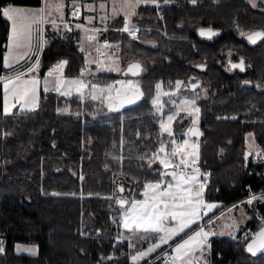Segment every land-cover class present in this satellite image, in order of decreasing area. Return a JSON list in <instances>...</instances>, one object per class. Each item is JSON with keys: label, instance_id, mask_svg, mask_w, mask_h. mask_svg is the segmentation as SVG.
Listing matches in <instances>:
<instances>
[{"label": "trees", "instance_id": "obj_1", "mask_svg": "<svg viewBox=\"0 0 264 264\" xmlns=\"http://www.w3.org/2000/svg\"><path fill=\"white\" fill-rule=\"evenodd\" d=\"M158 2L159 7L137 8L138 15L132 17L140 28L136 40L116 30L121 17L110 22L107 33L109 43L119 46L122 65L141 64L137 80L145 93L142 99L97 117L92 115L98 101L81 102L75 95L65 98L55 93L42 94L31 111L15 110L5 116L0 110V130L11 133L0 135V236L5 248L0 264H132L128 244L117 240L114 218L119 206L108 197L140 199L143 184L157 180L156 170H163L159 163L151 168L147 163L160 141H168L159 134L161 115L151 103L157 82L165 90L190 77L200 83L196 100L200 162L211 170L205 199L222 205L215 211L234 204L249 190H264V160L257 159L255 151L247 162L244 159L248 133L253 134L255 150H264V41L250 44L237 30L264 29L262 1H257V8L248 0ZM1 5L39 7L41 0H0ZM209 27L218 33L211 40L199 35L200 28ZM7 36L8 22L1 17L0 75ZM46 41L40 74L67 60L64 75L79 77L84 59L74 41L51 35ZM241 58L245 71L229 70V62ZM201 64L203 69L196 66ZM120 78L108 71L98 73L94 81L105 84ZM119 185L125 193L117 191ZM254 206L264 217V201ZM261 226L254 225L251 214L244 228L254 233ZM230 239H212L210 264H264V254L253 257L244 250L251 236ZM17 244H35L37 254H17Z\"/></svg>", "mask_w": 264, "mask_h": 264}, {"label": "snow or ice", "instance_id": "obj_2", "mask_svg": "<svg viewBox=\"0 0 264 264\" xmlns=\"http://www.w3.org/2000/svg\"><path fill=\"white\" fill-rule=\"evenodd\" d=\"M113 17L123 14V26L117 31L127 33L129 37L136 40L139 29L132 22V17L138 15L137 8L142 4H152L159 7L158 0H113ZM168 4L170 0H163ZM195 4L196 0H190ZM252 8H257V0H248ZM264 3V0H262ZM82 5L73 0V15L79 16ZM99 7L104 8V3H100ZM63 0H45L44 7L35 10L24 9L14 6H0V14L10 21L9 43L7 45L8 52L4 56V67L11 69L14 64H18L21 59L29 55L25 52L27 47L32 48V38L35 34L38 37V45L40 50H43L47 41L43 37L44 24H51L57 30L61 25L57 23V19L63 21ZM264 10V9H262ZM55 13V14H54ZM108 16L102 17V20L108 19ZM89 21L91 18H88ZM63 28L71 30L68 24L64 23ZM76 28L83 29L87 34L91 31L93 34L86 35L88 41H95L98 38L99 29H87L84 25L77 24ZM239 35L247 39L250 44H256L258 41H264V29L245 31L238 27ZM199 35L211 40L218 35L212 28H200ZM118 45H113L107 40L103 42V49L118 48ZM81 51H84L81 45ZM97 53L101 56H107L112 59L114 53H106L98 48ZM32 57L35 63L27 68V72L18 71L15 77L10 75H0V84L3 86V114L5 116L14 115L12 111L19 106L20 109L34 110L39 105V88L41 85V78L37 75L40 70V58L38 53L32 52ZM231 55V53H229ZM97 64V71H119V67L102 68L103 61H93ZM69 62L67 60H60L52 65L43 77L44 92L55 91L61 96L71 97L73 91L81 100L90 98L92 101L99 100L101 103H106L109 111H120L126 105H131L142 99L145 93L141 90V84L138 80H122L116 81L115 84L122 85L121 88H116L114 84L100 85L98 83L89 81L85 77L89 74V61L87 55L85 56V65L81 68L78 78H68L64 75L65 66ZM114 63V61H113ZM230 63L229 70L239 69L241 72L245 71L246 65L243 58L238 63ZM203 69V64L196 65ZM143 71L139 62L132 63L128 66L124 75L135 77ZM171 83V82H169ZM245 84H250V81H244ZM183 81H175V89L171 93L165 91L161 92L162 83L155 84L156 94L153 96L151 103L156 112L161 113L158 120L159 134H166L169 140L166 142L161 140L156 151L152 152L147 157L148 167L151 168L154 163H159L163 170H156L158 179L155 181L149 180L143 184V190L140 195L143 199H137L131 196H110L108 199L115 200L119 206L118 217L114 218V222L118 223L125 232L130 235H125V232L119 233V240H127L129 248H135L136 242H147L146 249H137L134 254L130 256L132 264H139L141 260L147 258L151 253L156 252L162 245H171L170 241L174 238H180L178 243L171 248V254L165 253V264H210L208 253L211 249L210 238L219 234L224 235L225 230L228 234L236 239L234 232L238 229L239 223L235 217H231V223L224 224L219 233L213 227L216 221L221 217H216L213 220L209 213H213L219 205L214 202H209L205 199V193L208 186L210 173L201 171L199 166L200 160V143L199 137L202 133L195 127L199 122L200 108L196 105L198 96L192 98L183 97L179 104L172 97L181 95V86ZM261 85H257L260 87ZM199 87L198 83H193L191 88L195 90ZM115 91V95H113ZM162 95L168 96L169 100L175 107V111H169L166 117L163 115L165 102L162 101ZM67 111V109H64ZM184 111L187 116L191 118V127L183 133V138L178 140L176 138L173 122L177 119L179 112ZM79 115V113H77ZM218 119H220L218 117ZM236 119V117H231ZM0 135L7 137L11 133L0 130ZM140 133L137 132V136ZM249 137L253 134L248 133ZM193 137L195 139H193ZM123 143V139L121 140ZM254 140L252 145L247 144L249 148L244 154V159L247 162L253 152L255 157L264 160V150L254 149ZM170 145V146H168ZM117 159V157H113ZM144 160L145 156L139 157ZM107 167V166H106ZM170 178V179H168ZM83 179V176H81ZM119 193H125L123 185L117 188ZM131 191V190H129ZM58 195V193H52ZM255 201H264V191L259 195H250L246 201L240 202L238 205H233L228 208V213H232L242 205L251 206ZM209 217L207 223H204V218ZM261 227L254 233H245L244 239L247 240L249 235L250 241L245 245V251L250 253L253 257L258 254H264V217L260 218ZM86 235V233H81ZM100 235L99 230L97 236ZM17 251L29 252L32 255L36 254L35 246L21 247L17 245ZM4 242L0 239V253H4ZM111 260L112 257H105Z\"/></svg>", "mask_w": 264, "mask_h": 264}, {"label": "rangeland", "instance_id": "obj_3", "mask_svg": "<svg viewBox=\"0 0 264 264\" xmlns=\"http://www.w3.org/2000/svg\"><path fill=\"white\" fill-rule=\"evenodd\" d=\"M260 1H262V0H260ZM45 3V2H44ZM142 4H144V3H142ZM263 5H264V3H263ZM43 7V6H42ZM110 13H113V11H111ZM105 26H107V25H105ZM108 28H105L104 30H107V32L105 33L106 35L104 36V37H102V35L104 34V32L103 31H100L97 35H98V38H97V40H98V42H97V46H99L98 48H101L104 52H106V53H114V56L112 57V59H108V57L107 56H101V57H99V55H98V53H97V51L96 50H93L94 49V47H92V45H90V48H88L89 50L90 49H92V50H90V55H88L87 54V57L88 58H90V59H88V61L91 63L92 61H96V59L98 58V60L99 61H103L104 63L101 65V67L102 68H107V67H116V66H118L119 67V71H111V72H114V73H118V74H120L121 75V78L119 79V80H117V81H122V80H128V79H132V80H136V77H133V76H131V74L129 73L128 75H124V72L127 70V68H128V66L130 65V64H128V65H126V66H124V65H122V63H121V61H120V58H119V56H118V54H119V51H118V49L119 48H113V49H111V50H109V49H103V45L101 44L102 43V39H105V38H107L108 39V36H107V33L109 32V25L107 26ZM101 30H103V29H101ZM94 44L95 43H93V46H94ZM112 44V43H111ZM46 45V44H45ZM113 45H116V44H113ZM92 47V48H91ZM96 47V46H95ZM85 61V60H84ZM113 61H114V63H113ZM89 63V64H90ZM84 67V66H83ZM97 69V64L96 65H94V66H89V74L85 77V79H87V80H89V81H92V82H95L94 81V77L98 74V73H100V72H108L107 70H102V71H97L96 70ZM72 78H78V77H72ZM115 82L116 81H114V82H109V83H105V84H102V83H98V82H95V83H98V84H100V85H106V84H114L115 85V87L116 88H121V87H123L122 85H119V84H115ZM164 86H162V89H161V92L163 93V92H165V91H167V92H169V93H171V91L172 90H174L175 89V87H173L172 88V90H170V89H167V90H165L164 88H163ZM181 91V90H180ZM54 93L57 95V96H61V95H59L58 93H56L55 91H54ZM156 94V91H155V93H154V95ZM194 93H190V92H183V91H181V95H179L178 96V99H174V100H176V102H177V104H179V101H180V99H182L183 97H187V98H192V97H194V95H193ZM73 95H75V96H77L76 94H75V91H73ZM72 95V96H73ZM113 95H115V91H113ZM71 96V97H72ZM64 97V96H63ZM71 97H66L65 96V98H71ZM78 97V96H77ZM87 98V97H86ZM162 101L163 102H165L163 99L165 98L166 99V101H167V98H168V96H163L162 95ZM90 99V98H89ZM173 99V98H172ZM100 104H99V106L98 107H96L95 108V110H94V114L92 115L93 117H97V116H99V115H102V114H104V113H106V112H109V109H108V107H107V105H106V103H101L99 100H97ZM171 102V101H170ZM171 104V106H165V108H164V113H163V115L166 117V115H167V113L169 112V111H175L176 109H175V107H174V105L172 104V103H170ZM165 105H166V102H165ZM196 105H197V107H198V104H197V102H196ZM17 110V109H16ZM12 111H15V110H12ZM160 115H161V113H159ZM180 118V119H179ZM177 119H179V121H176ZM177 119L173 122V128H174V132H175V135H176V138L178 139V140H180V139H182L183 138V133L184 132H186L187 131V129L189 128V127H191L192 125H191V118L190 117H188L187 116V113L186 112H184V111H180L179 112V115H178V117H177ZM199 119H200V114H199ZM175 122H176V128H175ZM165 136H167L166 134H164ZM167 139L169 140V138L167 137ZM200 143V142H199ZM247 144L248 145H252V143H251V137H247ZM168 146H170V145H168ZM201 146V145H200ZM254 149H255V145H254ZM200 161V160H199ZM201 164V163H200ZM201 167L203 168V169H205L203 166H202V164H201ZM206 170H208V169H206ZM209 172L208 173H211V170H208ZM168 179H170V178H168ZM126 192V191H125ZM122 196V195H121ZM140 199H143V197L141 196L140 197ZM242 200V198H240V200H238V201H241ZM210 202V201H209ZM213 202V201H212ZM256 202V201H255ZM255 202H254V205H255ZM214 203H217L218 205H219V207L218 208H220V207H222V205H221V203H219V202H215L214 201ZM236 203H238V202H234V204H236ZM253 205V206H254ZM228 208H231V207H228L227 206V208H224V209H222L223 211L221 212V214L222 213H224V216L220 219V220H218V221H216L215 222V224H214V227H215V231L217 232V233H219L220 231H221V229H222V226L224 225V224H228V223H231L232 221H231V217H235V219L238 221V222H240V221H242V223H239V226H238V229L234 232V235L237 237H239L240 239H244V237H245V233H246V231L247 230H249V233H252L251 232V229H245L244 228V226H246V224L247 223H250V218H251V214L248 212V210H249V208H248V206H246V205H242L241 206V208H237L236 210H234L232 213H228ZM216 209H214L213 211H214V213H216V212H218V210L217 211H215ZM250 210H253V209H250ZM211 214H213V213H209V215H211ZM219 217H221V215H219ZM253 218V217H252ZM205 219V218H204ZM121 232H125V230L118 224V231H117V236L119 237V233H121ZM125 235H130L129 233H127V232H125ZM216 237L217 236H220V237H227V238H232V236L231 235H229L228 234V230H225V234L224 235H219V234H217V235H215ZM215 236H213V238L215 237ZM250 236V235H249ZM118 237H117V240L119 241V242H126L127 244H128V241L127 240H119L118 239ZM183 237V234H181V237H178V238H174V240L173 241H170L169 242V244H172L173 242H176L177 240V242L176 243H178L179 242V240H180V238H182ZM212 238V237H211ZM212 238V239H213ZM0 239H2V237L0 236ZM231 240V239H230ZM236 239H233L232 238V241H235ZM134 243H135V245H136V247L135 248H129L130 249V253H129V259H130V256L132 255V254H134L135 253V251L137 250V249H146L147 247H148V243L147 242H136V241H134ZM17 245H20L21 247H32V246H35V250H36V254H37V247H36V245L35 244H27V245H23V244H17ZM16 245V246H17ZM169 245H162L161 246V248L160 249H157L156 250V252H158L159 250H162V249H164L165 247H168ZM210 251H211V249H210ZM210 251H209V253H208V258H209V261H210ZM15 252L17 253V254H27V255H32V254H30L29 252H25V251H17V247L15 248ZM156 252H154V253H151L147 258H145L144 260H141L140 262H139V264L140 263H142L143 261H146V260H148V258H150L152 255H154ZM35 254V255H36ZM130 261H131V259H130ZM132 262V261H131Z\"/></svg>", "mask_w": 264, "mask_h": 264}, {"label": "crops", "instance_id": "obj_4", "mask_svg": "<svg viewBox=\"0 0 264 264\" xmlns=\"http://www.w3.org/2000/svg\"><path fill=\"white\" fill-rule=\"evenodd\" d=\"M257 1H259V0H257ZM44 2H45V0H41V5L39 7H24V6H15V5H7V6H14V7H21L24 9L35 10L37 8H41L42 6L44 7ZM53 2H54V0H53ZM77 2L79 4H81L82 7L80 9L79 16H74L72 13V11H73V0H63V3H64V9H63L64 19H63V21H60L59 19H57V23L61 25L60 29L57 30V29L53 28L51 26V24L46 23V24L42 25L43 37L45 40L47 39V37L49 35L57 36L61 39H70V40L74 41V43L77 45V47H79L80 51H81V45H83L84 51L83 52L81 51L83 55H87V54L90 55V50H92V49H90V50L88 49V48H90V45H92V47H94L93 50H97L99 47V46H97L98 40L90 42L86 39V35H91L93 33L91 31H89L86 34L83 29L76 28V25L73 26L72 32H69V31H67V29L63 28L64 22L66 20H68L70 18V16H74L75 19L77 21H79V24L84 25L85 28H87L89 30H91V29H103L104 30L105 28H108L107 26L110 25V22L113 21L114 19L119 18V17H121L123 19V14L121 13L120 15L113 17V13H110L111 11H113V7H114L113 0H77ZM100 3H104L103 9H101L99 7ZM105 16H108L109 18L106 20H102L101 18L105 17ZM2 18L8 22V36H7L6 49L4 52V56H5V54L8 52L7 45L9 43L8 37H9V30H10V21H8L7 18H5L3 16H2ZM88 18H91V20L89 21ZM105 25H107V26H105ZM31 43H32L31 50H29L27 47H25V49H24L25 52H29V55L25 56L23 59H21L18 64H14L11 69L4 67V71H3L2 75L7 74V75H10L11 77H15V75L17 74L18 71L23 70V71L27 72V68L35 63V59L31 55L32 52L38 53L39 58H40L42 51L39 48L38 37L35 34L33 35ZM93 43H95L94 46H93ZM101 44L103 45V42ZM99 57H101V55H99ZM87 59H90V58L87 57ZM97 60H98V58L96 59V61ZM3 65H4V58H3ZM84 65H85V61H84ZM94 65H96V63H94L93 61L89 64V66H94ZM47 71L43 75L40 74V70H39V73H37V75L41 78V85L39 88V100H40V96L42 94L47 95L48 93L51 92V91L50 92H44V90H43V77L47 73ZM64 71H65V69H64ZM68 78H72V77H68ZM0 96H1L0 110L3 112L4 93H3L2 84H0ZM16 109H17V111H20V112L31 111V110H27V109L22 110L19 108V106H17L13 110H16ZM176 242H173L170 245L174 247ZM165 248H167V247H165ZM164 249H162V250H164ZM162 250H159L158 252H156L154 255H152L150 258H148L147 261H149V263H150ZM33 256H35V255H33Z\"/></svg>", "mask_w": 264, "mask_h": 264}, {"label": "built area", "instance_id": "obj_5", "mask_svg": "<svg viewBox=\"0 0 264 264\" xmlns=\"http://www.w3.org/2000/svg\"><path fill=\"white\" fill-rule=\"evenodd\" d=\"M2 6V5H1ZM72 13H73V11H72ZM2 17V14H0V18ZM64 23H66V24H68V26H69V28L71 29L70 31L69 30H67V31H69V32H72V30H73V26H75V25H77V24H79V21H77L76 19H75V17L74 16H70V18L68 19V20H66ZM123 26V21H122V24H121V27ZM120 27V28H121ZM137 27V26H136ZM139 30H140V28L139 27H137ZM119 29V28H118ZM99 30H101V29H99ZM101 31H103L104 33H106L107 32V30H101ZM127 34V33H126ZM105 40H107L108 41V39L107 38H105V39H102V42H104ZM109 42V41H108ZM85 56L86 55H83V59H85ZM52 93L54 92V91H51ZM201 162L199 161V166H200V168H201V171H203V172H209L208 170H206V169H203L202 167H201V164H200ZM262 191H264V190H262ZM262 191H258V192H253V191H248V193L246 194V196H244L243 198H242V200L241 201H237L238 203H236V204H240V202H242V201H246L249 197H250V195H253V194H255V195H259ZM246 205V204H245ZM253 205H254V203H253ZM253 205H251V206H248V205H246V206H248V208H249V210L250 209H253V210H250L251 211V213H252V217H253V220H254V225L255 226H258V225H261V223H260V218H262V214H261V212H260V210L259 209H257L255 206H253ZM221 214V212H218V213H214V215L213 214H211V215H209L210 217H212L213 218V220H215V218L216 217H219V215ZM208 218L209 217H205V219H204V223H207V220H208ZM213 227H214V225H213ZM214 229H215V227H214ZM246 233H249V230H247L246 231ZM213 238V237H212ZM212 238H210V243L212 244ZM231 240H232V238H231ZM173 246H168L167 248H165L164 250H162L152 261H154V260H161V262L163 263V264H165V258H164V254L165 253H168V254H171V248H172ZM122 256H124V254H121ZM151 261V262H152Z\"/></svg>", "mask_w": 264, "mask_h": 264}, {"label": "flooded vegetation", "instance_id": "obj_6", "mask_svg": "<svg viewBox=\"0 0 264 264\" xmlns=\"http://www.w3.org/2000/svg\"><path fill=\"white\" fill-rule=\"evenodd\" d=\"M136 77V80H137V76H135ZM182 81V80H181ZM193 83H198L199 84V87L198 88H196L195 90H193L192 88H191V85L193 84ZM174 87H175V85H174ZM170 90H172V89H170ZM181 91H183V92H190V93H194L193 95L194 96H198V94L201 92V89H200V83L198 82V81H196V79L194 78V77H190V79L188 80V81H186V82H183V84H182V86H181ZM173 99H178V96H175V97H172ZM167 102H168V104H166L165 106H171V102H170V100H169V97L167 98ZM197 127H199V122H198V124L196 125ZM194 139V138H193Z\"/></svg>", "mask_w": 264, "mask_h": 264}, {"label": "water", "instance_id": "obj_7", "mask_svg": "<svg viewBox=\"0 0 264 264\" xmlns=\"http://www.w3.org/2000/svg\"><path fill=\"white\" fill-rule=\"evenodd\" d=\"M195 127H196V128L199 130V132L201 133V131H200V128H199V127H197V126H195ZM193 138H194V137H193ZM258 230H259V229H258ZM258 230H257V231H258Z\"/></svg>", "mask_w": 264, "mask_h": 264}]
</instances>
